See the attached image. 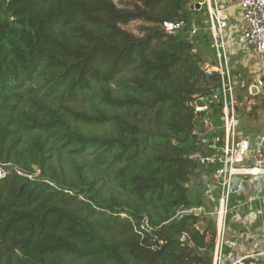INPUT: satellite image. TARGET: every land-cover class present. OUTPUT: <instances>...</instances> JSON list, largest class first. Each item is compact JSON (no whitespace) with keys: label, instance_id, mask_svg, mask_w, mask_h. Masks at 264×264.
Wrapping results in <instances>:
<instances>
[{"label":"trees","instance_id":"trees-1","mask_svg":"<svg viewBox=\"0 0 264 264\" xmlns=\"http://www.w3.org/2000/svg\"><path fill=\"white\" fill-rule=\"evenodd\" d=\"M194 1L0 0V162L22 172L0 178V264H212L178 212L213 169L190 157L189 102L219 77L196 49L209 32L161 29Z\"/></svg>","mask_w":264,"mask_h":264},{"label":"built area","instance_id":"built-area-1","mask_svg":"<svg viewBox=\"0 0 264 264\" xmlns=\"http://www.w3.org/2000/svg\"><path fill=\"white\" fill-rule=\"evenodd\" d=\"M192 5L198 13L191 22L164 20L161 29L168 34L185 33L189 41L209 32L214 62H204L202 69L209 76L217 74L219 82L208 92L195 94L189 102L193 111L192 134L199 146L190 157L213 169L205 177L203 203L181 209L178 214L200 218L195 227L214 246L212 264L225 261L260 264L264 256V233L256 237L260 250L235 253L244 244V237L254 235L251 224L264 215V131L252 140L238 131L236 88L242 81V73L234 69L230 56L236 45L246 52L254 49L264 54V0H196ZM233 10L239 16L238 27L234 29L238 34L230 31L227 38L226 29L234 25L230 21ZM256 95L264 99V68L248 89L245 100L248 108L258 104ZM10 170L22 173L10 163L0 162V178ZM251 190H255V195L249 196ZM236 201L239 203L234 204ZM254 202H258L260 211L251 210L244 216V206L251 207ZM141 227L150 229L147 221ZM179 240L183 246L190 244L189 233L182 232Z\"/></svg>","mask_w":264,"mask_h":264},{"label":"rangeland","instance_id":"rangeland-1","mask_svg":"<svg viewBox=\"0 0 264 264\" xmlns=\"http://www.w3.org/2000/svg\"><path fill=\"white\" fill-rule=\"evenodd\" d=\"M116 4H118L121 7H126L129 5L130 0H113ZM238 12L236 10L232 11V16L230 18V21L234 24L230 26V29H226L225 36L228 38L229 32L233 31L234 34H238L237 30H234L238 27V20H237ZM144 23L140 20H134L127 24L125 27L135 33L138 36H142L144 31L141 29ZM203 38V37H201ZM200 38V41H196V49L198 52H200L203 56L204 62H210L214 58L213 49L211 47V42L205 43L203 39ZM236 45V42L234 43ZM237 50H241L240 54H231L230 56V62L235 63L239 59H246L247 61L251 63H258L262 62L264 59V54H260L256 52L254 49H251L249 52H246V50L241 45L235 46V52ZM237 53V52H236ZM234 58V60H233ZM232 60V61H231ZM261 63V64H262ZM236 70H239V72L242 73L241 77V83L237 86L236 91L237 97H238V113H239V122H238V131L241 132V135L243 137H249L251 140L256 137L257 134L264 131V105L262 102H258L257 108H254V106L251 107V109H247V105L245 104V100L247 98L248 89L251 86V84L256 82V79L258 76H260L263 73V68L260 67L259 70L254 69L253 72H250L248 68L246 67H240L238 65L235 66ZM244 84V86H242ZM252 91H255V88H252ZM192 190L197 189L200 191V193H203L205 182L203 179V175L197 174L189 183ZM251 193L255 195V190H251L249 196H251ZM239 201H236L234 204H238ZM251 210H259L260 206L258 202L252 203L251 207L244 206L242 214H245L244 216L248 215V213ZM251 220V219H250ZM231 222V221H229ZM251 229L254 235L249 237H259L261 234L264 233V215H259L257 219L251 224ZM263 261V260H262ZM261 261V263H262Z\"/></svg>","mask_w":264,"mask_h":264},{"label":"crops","instance_id":"crops-1","mask_svg":"<svg viewBox=\"0 0 264 264\" xmlns=\"http://www.w3.org/2000/svg\"><path fill=\"white\" fill-rule=\"evenodd\" d=\"M237 52V53H236ZM236 52L233 51L232 54H240V55H243L241 53V50H237ZM234 60V58H233ZM232 61V60H231ZM232 63V62H231ZM262 62H258V63H251L249 61H247L246 59H239L237 60L235 63H232L234 69L236 70L235 66L238 65V66H242V67H246L249 69L250 72H253L254 69H257L259 70L260 67L264 68V59H263V63L261 64ZM236 71H239V70H236ZM239 106V105H238ZM247 109H251L250 107ZM259 211V210H257ZM260 247L257 243V240L256 238L254 237H244V244L241 245L239 248L236 249L235 253L238 252V253H241L242 251H256V250H260ZM263 260V261H262ZM261 261L262 263L260 262V264H264V256L261 258Z\"/></svg>","mask_w":264,"mask_h":264},{"label":"water","instance_id":"water-1","mask_svg":"<svg viewBox=\"0 0 264 264\" xmlns=\"http://www.w3.org/2000/svg\"><path fill=\"white\" fill-rule=\"evenodd\" d=\"M195 6L197 7L198 4H195ZM191 7H193V5H191ZM224 264H228V261H225Z\"/></svg>","mask_w":264,"mask_h":264}]
</instances>
